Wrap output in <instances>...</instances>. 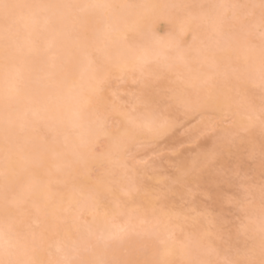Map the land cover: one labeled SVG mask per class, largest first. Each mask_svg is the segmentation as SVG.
<instances>
[{
	"label": "snow or ice",
	"instance_id": "6c2138e0",
	"mask_svg": "<svg viewBox=\"0 0 264 264\" xmlns=\"http://www.w3.org/2000/svg\"><path fill=\"white\" fill-rule=\"evenodd\" d=\"M37 28L64 47L31 74L56 90L34 101L23 95L29 80L21 65L41 55ZM72 60L87 66L79 87L59 79ZM114 80H130L131 93H110ZM22 100L35 106L22 109ZM193 114L200 121L186 138L203 133L212 144L194 149L190 162L170 158L174 181L163 183L182 194L209 171L230 183L222 158L236 157L237 169L241 150L255 160L260 132L261 179H240L228 196L244 245L224 256L207 233L185 231L192 212L181 218L167 206L141 212L123 200L103 203L101 189L131 195L164 158L159 144ZM49 152L64 161L57 171L77 192L66 205L38 197L29 184ZM149 245L164 251L129 258ZM176 256L186 257L180 264H264V0H0V264H177Z\"/></svg>",
	"mask_w": 264,
	"mask_h": 264
},
{
	"label": "rangeland",
	"instance_id": "374dc122",
	"mask_svg": "<svg viewBox=\"0 0 264 264\" xmlns=\"http://www.w3.org/2000/svg\"><path fill=\"white\" fill-rule=\"evenodd\" d=\"M126 2V0H122ZM206 1V2H205ZM219 2L223 3L225 0H202V2L207 3ZM232 2V0H226ZM166 2V1H163ZM234 2V0H233ZM237 2V0H235ZM238 2L244 3H258L259 0H238ZM226 3V2H225ZM48 33L37 28L32 35V39L35 41L36 48L41 53L42 59L39 61L41 66H45L48 62V56L52 55L54 52L53 43L51 44L48 40ZM50 37V36H49ZM50 51H45L49 49ZM41 58V57H40ZM38 72L37 70L32 71V73ZM28 87L24 90L26 93H30L35 90L36 86L45 85L47 89L51 90L52 93L53 86L51 82L47 80H40L38 82H33L30 78ZM173 77H169V80ZM40 83V84H39ZM39 84V85H38ZM110 93L118 92L120 96H126V94L131 93V81H113V85L110 88ZM126 98L130 99V96ZM257 97V101H258ZM200 121L199 116H188L184 118V127L177 130L174 134L170 135L163 140L158 146V151L163 155V159L159 160L152 169L142 174L139 181L132 186L133 194L139 193L143 198L141 203H144V197H150L154 203V208H163L167 206L168 210L174 212L176 216L183 218L187 213L192 212L193 216L189 218L194 221V223H189L185 226V231L194 228L201 227L203 231H208L210 236L216 242V247L220 248V255L224 256L230 254L239 245L243 247L244 238L238 237L236 234V227L239 224V213L236 207H234L228 196L235 192L238 188L239 180L245 177L254 179L257 183L260 181V162H259V145H260V132L257 129L255 136L259 139V143H256V154L257 158L252 160L249 158L248 153L241 150L239 153L240 166L236 168V157L225 156L222 158L221 163L225 165L228 169V175L232 177V181L229 183L223 178H217L214 172H205L198 183H194L190 192L181 193L179 190L169 189L164 185V181L167 178L169 183L174 181V169L169 165L174 158L177 161L190 162L191 158L194 156L195 152L202 151L203 149L210 147L212 140L206 134H200L197 138L188 139L185 136V129L192 128L195 129ZM199 143V147L196 145ZM140 151H144L143 148ZM151 155V153H149ZM236 171L239 175H236ZM52 188L57 192H64L65 185L54 178L51 180ZM119 200L126 201L129 206V210L142 207L141 203L130 205L132 200L131 195L127 194L124 190H119ZM157 199L160 203L157 204ZM113 201V195L108 194L103 198V203ZM91 212L86 213V217L89 219ZM203 217V219H199ZM201 222L197 223L195 220ZM197 224V225H196ZM202 226H200V225ZM154 245H149L148 250L144 253L137 255L136 260L141 262L150 260L153 257ZM215 247V246H214ZM215 247V248H216ZM156 248V247H155ZM216 248V249H217ZM157 252L159 251L158 248ZM136 258V255L134 256ZM177 264L183 260L181 256L175 257Z\"/></svg>",
	"mask_w": 264,
	"mask_h": 264
},
{
	"label": "bare ground",
	"instance_id": "6f19581e",
	"mask_svg": "<svg viewBox=\"0 0 264 264\" xmlns=\"http://www.w3.org/2000/svg\"><path fill=\"white\" fill-rule=\"evenodd\" d=\"M163 1H166V0H160V2H163ZM12 2H17V0H12ZM20 2H25V0H20ZM72 2H76V0H72ZM114 2H124V1H122V0H114ZM199 2H202V0H199ZM209 2L210 1H207V3H209ZM222 2L225 3V2H228V1L225 0V2L224 1H222ZM232 2H233V0H232ZM234 2H235V0H234ZM237 2H238V0H237ZM212 3H214V1ZM49 36H48V38H49L48 41L51 44L53 43L54 52L56 54H60L62 52V50H63L64 42L61 39H59V38L53 39L51 36L50 37ZM41 59H42V56L39 55V56H36V57L33 58V62L32 63L22 64L21 65V71L23 72V74L25 75L26 78H30V76L32 74V71H34V70L39 71L41 68H43V66H41L39 64V61ZM201 71L210 74V69L207 66L204 67L203 69H201ZM87 77H88L87 66L85 64L78 63L75 60L66 61L65 69L62 72H60V74H59V79L65 81L67 86H77V87H79L82 83H86ZM54 91H56V90L53 88L52 93ZM50 92H51V90L47 89L45 85H39V86H36L35 90L30 92L29 94L24 92L23 95L25 97H30L34 101H36V100L40 99V95H38V93L39 94H45V93L48 94ZM20 106H21L22 109H24V108H27V107H34L35 104L29 105V104H27L26 101L22 100ZM71 106H72L71 100H65V102H64L65 110L70 112ZM75 138H76V136H75L74 133L70 135V139L71 140H75ZM255 143H259V139L257 138V136H255ZM63 165H64V161L62 159L57 158V156L55 155L54 152H49L47 154V156L45 158L43 174L41 176H38L36 179H34V180L29 182L30 186L32 187L33 191L35 192V194L38 197H41L42 199L51 198V199H55L58 202L63 201V203L65 205L68 203L69 200L75 199L77 197V192H75L73 190V186H72L71 182L67 186H65V191L64 192H57L52 187L49 188L47 192H43L42 190H40V187H39V181L40 180H42L44 184H51V180L56 178V179H58L59 182L63 183L65 177H64V175L61 172L57 171V169L62 168ZM82 181H86V178L82 177L80 180H77L76 183L79 184ZM131 189L133 190V188H131ZM101 192H102L103 198L105 196H107L108 194H112L113 195V201L107 203V205H111L114 202V200H117V199L119 200V198H120L119 190L113 192V191H105L104 189H101ZM131 197H132L133 201L131 202L130 205L141 203V199L143 198V196H141L139 193H136V194L132 193ZM143 201H144V203L143 202L141 203L142 207L140 208L141 212H143L145 210V206L148 207L149 211L152 208H154V203H153V201L151 200L150 197H146V198L144 197ZM89 220H91V216H90ZM195 222L201 224V222L199 220H197V219L195 220ZM200 226H202V225H200ZM195 230L197 232H200V233H207L210 236L208 231H206V232H205V230L203 231V229H201V227L197 226V228H196V226H195ZM44 242H45V244H49V243L53 242V237L51 236V234L45 236V241ZM208 242L211 244V246L214 249L217 248L216 247V242L214 241V239L211 236H210V239H209ZM219 249L220 248H217L216 250L220 253L221 251ZM158 250H159L158 252L161 253V254L164 251L163 249H158ZM152 252H153V257L150 260L155 259L156 255L158 253L157 249L155 247H154V250ZM137 255H140V254H137ZM137 255H136V258L134 256L129 257V258L136 260L137 257H138ZM181 257H182L183 260L186 258L184 256H181Z\"/></svg>",
	"mask_w": 264,
	"mask_h": 264
}]
</instances>
